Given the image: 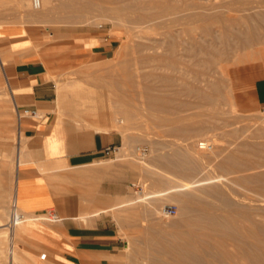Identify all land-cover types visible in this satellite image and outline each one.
Here are the masks:
<instances>
[{"label":"rangeland","instance_id":"obj_1","mask_svg":"<svg viewBox=\"0 0 264 264\" xmlns=\"http://www.w3.org/2000/svg\"><path fill=\"white\" fill-rule=\"evenodd\" d=\"M42 1L0 0V31L1 22L26 27L55 83L58 116L124 135L113 157L128 165L130 195L77 220L114 227L116 254L70 262L65 220L31 213L30 233L15 235V262L4 224L16 165L0 161L11 194L0 264H264V105L254 90L264 79V0ZM88 39L97 47L77 57ZM0 58V114L11 113L16 148L1 44Z\"/></svg>","mask_w":264,"mask_h":264},{"label":"crops","instance_id":"obj_2","mask_svg":"<svg viewBox=\"0 0 264 264\" xmlns=\"http://www.w3.org/2000/svg\"><path fill=\"white\" fill-rule=\"evenodd\" d=\"M1 26L0 44L9 71L5 76L14 100L20 107L41 112V117L23 119L16 148L9 136L13 130L11 113L6 110L0 114L5 118L0 120V161L16 165V205L26 214L55 211L65 220V258L70 262L96 261L116 254L121 239L114 227L101 220L84 226L77 220L103 214L130 195L128 165L113 157L124 145V135L116 130L81 127L58 116L55 83L44 78L47 68L38 59L26 27L18 22H1ZM96 42L84 41L76 56H88ZM0 60L4 66L6 62ZM254 90L256 101L264 105V79L256 82ZM108 148L116 151L108 153ZM5 175L0 186V218L5 216L11 196L7 172Z\"/></svg>","mask_w":264,"mask_h":264},{"label":"built area","instance_id":"obj_3","mask_svg":"<svg viewBox=\"0 0 264 264\" xmlns=\"http://www.w3.org/2000/svg\"><path fill=\"white\" fill-rule=\"evenodd\" d=\"M35 6H40V0H33ZM15 102V111H16V116H17V120H18V135L20 136L21 132H22V128H21V123L23 121V119L26 116H34V117H41L39 111L37 109L34 108H28V107H20L16 101ZM199 146L201 148L207 149V150H211L213 148V144L210 143L209 141H200L199 142ZM116 149L115 148H108L107 152H115ZM165 213L167 214H173L174 210L173 209H164ZM50 215L47 217L49 219L51 218H57L56 217V212L51 211L48 212ZM26 213L22 212L19 207L17 205H15V207H13L12 209V213H11V219H10V223L9 225L12 226L13 223L15 224L18 220H25L26 219Z\"/></svg>","mask_w":264,"mask_h":264},{"label":"bare ground","instance_id":"obj_4","mask_svg":"<svg viewBox=\"0 0 264 264\" xmlns=\"http://www.w3.org/2000/svg\"><path fill=\"white\" fill-rule=\"evenodd\" d=\"M33 1V0H32ZM33 5L35 8H41L42 5H43V1L40 0V6H35L34 2H33ZM233 102V101H232ZM235 105V104H234ZM165 119V118H164ZM13 172V171H12ZM15 172V171H14ZM177 189V188H175ZM172 190H174L172 188ZM171 190V191H172ZM16 203H14V207H15ZM44 215V214H43ZM56 217L57 218H52L54 221H59L61 218L58 214H56ZM4 228L8 230V235H9V240H11L10 243L11 244V247H10V250H9V253H10V258L12 261H17L18 259V256H19V253H20V249L18 247V244H17V241L15 242V235H16V232L18 231V233H20L19 237H20V241H21V238H22V234L23 233H30V228H28V226L25 224V221L24 220H18L15 224L13 223L12 226H6V224H4ZM1 236V235H0ZM4 236V235H3ZM2 236V237H3ZM6 237V236H5ZM1 238V237H0ZM3 239V238H2ZM18 239V238H17ZM20 244V243H19ZM224 244V243H223ZM9 249V248H8ZM9 258V259H10ZM10 261V260H9Z\"/></svg>","mask_w":264,"mask_h":264}]
</instances>
